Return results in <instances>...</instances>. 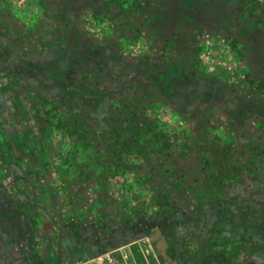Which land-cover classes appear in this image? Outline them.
Returning a JSON list of instances; mask_svg holds the SVG:
<instances>
[{
  "label": "rangeland",
  "instance_id": "rangeland-1",
  "mask_svg": "<svg viewBox=\"0 0 264 264\" xmlns=\"http://www.w3.org/2000/svg\"><path fill=\"white\" fill-rule=\"evenodd\" d=\"M110 5L0 0V264H264V0Z\"/></svg>",
  "mask_w": 264,
  "mask_h": 264
},
{
  "label": "trees",
  "instance_id": "trees-1",
  "mask_svg": "<svg viewBox=\"0 0 264 264\" xmlns=\"http://www.w3.org/2000/svg\"><path fill=\"white\" fill-rule=\"evenodd\" d=\"M111 1V5L110 6H112L113 4H115L116 2H118L119 0H110ZM247 2H254L255 0H246ZM137 4V3H136ZM249 4V3H248ZM258 5H260L259 3H255V4H253L252 5V8H256V6H258ZM101 8V9H100ZM105 8V6H97V7H95V12H96V14H99L103 9ZM254 12V11H253ZM251 14H253V13H251ZM236 45H237V43H234L233 44V47L235 46L236 47ZM240 50V48H237V51H239ZM160 135H158V137L159 136H162L163 138H166V140H168L169 138L167 137L168 136V133H166V134H164L163 133V130H160ZM129 142L128 141H126V142H122V141H118V145H116V146H111V151L113 152V154H114V156L117 158V160L120 162V165H124L125 163L124 162H126L127 160H128V158H129V156L128 157H126L127 156V154H129V150H128V144ZM113 165H115V163H116V161L113 159V160H111L110 161ZM123 163V164H122ZM119 165V164H118ZM118 167H120V166H118ZM138 184H139V182H138ZM142 184H143V182H142ZM148 192V191H147ZM135 203H138L137 205H140V206H142V205H146V204H148V210L149 209H153L154 207H158V205L157 204H159L160 203V200H158V198L155 196V194H154V196L153 197H151V198H148V200H144L143 199V197H138V196H136L135 197ZM147 209V208H146ZM136 209H134V211H135ZM146 212H147V210H146ZM146 212H144V213H146ZM136 213H139V211L138 210H136ZM110 248V247H109ZM228 249V248H227ZM215 251H218L217 249H215ZM219 252V251H218ZM221 254H226L227 255V259H226V261H224L225 263L227 262V263H233L235 260H236V257H233V254H232V252H227V250H226V248H225V250H223V251H221L220 252ZM228 253V254H227ZM232 254V255H231ZM229 255H231V256H229ZM233 257V258H232ZM82 260H83V258H82Z\"/></svg>",
  "mask_w": 264,
  "mask_h": 264
},
{
  "label": "water",
  "instance_id": "water-1",
  "mask_svg": "<svg viewBox=\"0 0 264 264\" xmlns=\"http://www.w3.org/2000/svg\"><path fill=\"white\" fill-rule=\"evenodd\" d=\"M151 240L157 241V248L161 251V255L163 256V258H165V264H179L169 257L167 253L168 243L165 238L162 237V232L160 231V229H156L155 233L151 237Z\"/></svg>",
  "mask_w": 264,
  "mask_h": 264
},
{
  "label": "crops",
  "instance_id": "crops-1",
  "mask_svg": "<svg viewBox=\"0 0 264 264\" xmlns=\"http://www.w3.org/2000/svg\"><path fill=\"white\" fill-rule=\"evenodd\" d=\"M53 238L55 239V236H53ZM56 240V239H55ZM52 241H53V239H52ZM83 247H81V249H82ZM80 249V248H79ZM80 249V250H81ZM75 251L74 250V252L73 253H70V255H68L71 259H76V258H79V257H81V258H83V264H90V257H89V252H87L85 249H82V251L83 252H81V251Z\"/></svg>",
  "mask_w": 264,
  "mask_h": 264
},
{
  "label": "built area",
  "instance_id": "built-area-1",
  "mask_svg": "<svg viewBox=\"0 0 264 264\" xmlns=\"http://www.w3.org/2000/svg\"><path fill=\"white\" fill-rule=\"evenodd\" d=\"M106 261L108 264H115L114 259L111 256V253L106 254Z\"/></svg>",
  "mask_w": 264,
  "mask_h": 264
},
{
  "label": "flooded vegetation",
  "instance_id": "flooded-vegetation-1",
  "mask_svg": "<svg viewBox=\"0 0 264 264\" xmlns=\"http://www.w3.org/2000/svg\"><path fill=\"white\" fill-rule=\"evenodd\" d=\"M202 87H203V84H200V87H199V92L202 91ZM170 257V256H169ZM171 258V257H170ZM172 259V258H171ZM165 264V263H164Z\"/></svg>",
  "mask_w": 264,
  "mask_h": 264
}]
</instances>
